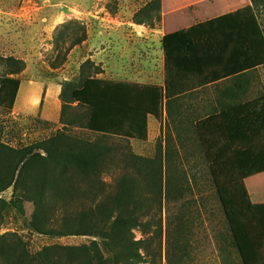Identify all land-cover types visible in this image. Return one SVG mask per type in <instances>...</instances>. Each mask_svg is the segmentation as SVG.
<instances>
[{"label": "trees", "instance_id": "16d2710c", "mask_svg": "<svg viewBox=\"0 0 264 264\" xmlns=\"http://www.w3.org/2000/svg\"><path fill=\"white\" fill-rule=\"evenodd\" d=\"M162 45L164 87L93 77L64 97L63 128L80 124L83 115L72 111L86 109L89 118L84 128L97 135L95 140L59 131L22 149L0 145V228L11 209L27 217L26 205L32 204L28 217L32 232L50 238L94 239L79 247L47 246L33 255L17 233H0V264L145 263V240H137L135 231L143 236L161 232L164 200L182 198L191 187L175 184L170 174L164 182L169 153L141 157L128 142L149 141V119L161 121L165 100L264 67V30L253 5L169 34ZM7 60L20 67L0 79V109L13 111L22 87L17 75L25 70V63ZM217 113L218 119L208 123L218 126L221 156L209 150V126H199L196 133L202 150L201 140L205 145L233 246L242 264H247L244 255L249 258L252 253L244 254L243 249L254 246L253 242L263 249L254 208L242 182L264 173V96ZM225 164L231 173L228 177ZM107 176L113 181L107 182ZM10 190L11 201L2 196Z\"/></svg>", "mask_w": 264, "mask_h": 264}, {"label": "rangeland", "instance_id": "374dc122", "mask_svg": "<svg viewBox=\"0 0 264 264\" xmlns=\"http://www.w3.org/2000/svg\"><path fill=\"white\" fill-rule=\"evenodd\" d=\"M122 2L124 5L125 0ZM248 3L255 7L264 30V0H248ZM120 5L121 0H0V79L20 67L7 59L14 58L25 63V70L17 75L22 87L14 110L0 109V145L22 149L46 141L59 131L83 139L97 138L84 128L89 118L88 110L74 109L72 112L76 115L81 113L83 120L64 129L58 107L45 108L44 102L32 105L43 94L39 84L50 85L44 92L46 99L59 98L63 105L64 97L80 87L87 78L157 83L162 70L161 61L157 54L149 60L145 50L160 49L161 33L154 23L160 17V4H150L133 18V21L150 19L146 23L153 30L145 33L144 38L150 39L151 44L135 40L141 35L133 32L134 27H116L111 15L117 13ZM138 6L140 4L136 3L129 7L136 10ZM136 30L143 32L139 28ZM125 39L128 43L121 44ZM96 51L102 64L92 58ZM114 52L115 55L121 53L119 64L113 60ZM32 82L34 85H31ZM214 93L213 89L201 96L212 98ZM255 95L251 90L247 97ZM184 102L174 103L171 107L163 106L161 121L151 119L148 142H128L133 153L141 157H164L169 153L164 182L170 174L175 184L191 187V191L184 193L182 198L164 200L161 232L151 231L143 236L140 231H135L137 240H145L147 255L142 264H242L217 196V184L212 181L204 142L201 140L202 150L196 133H199V126H209L208 139L205 134L204 137L216 155L221 156V139L216 122L210 126L208 120L212 117L199 122L196 120L202 119L205 112L214 113L225 108L192 110L185 108ZM76 106L74 104L73 108ZM44 112L50 115L49 118ZM1 151L0 148V160ZM223 169L228 177L231 174L228 164ZM106 181L110 183L113 178L107 176ZM2 196L11 201L12 191ZM256 203L259 206L257 200ZM33 209L32 204L26 205L27 217L11 209L6 223L0 228L1 234L17 233L31 254L35 255L47 246L79 247L94 240L82 236L50 238L32 232L28 217ZM155 229L158 230L157 227ZM142 253L145 251L142 250Z\"/></svg>", "mask_w": 264, "mask_h": 264}, {"label": "crops", "instance_id": "0c3cea01", "mask_svg": "<svg viewBox=\"0 0 264 264\" xmlns=\"http://www.w3.org/2000/svg\"><path fill=\"white\" fill-rule=\"evenodd\" d=\"M158 3L160 4V12L159 19H155V27L160 29L161 38L159 41L160 49L152 50L151 48H148L145 50L146 56L149 58H152L155 54H157V57L161 61V67L162 70L160 71L159 78L157 83H150V84H140L139 82H130V83H136L140 85H157L164 87L165 81H166V73H165V55L162 45V40L165 36L169 34H173L182 30H188L194 26H197L199 24H203L205 22H208L210 20L222 17L224 15H228L234 12H237L250 4L248 3V0H125L126 6L122 5L123 2L121 0V5L118 7L117 13L111 15V20L117 25L116 27L118 29L120 28H126V27H134L133 32L140 34L141 37H129L138 41H141L142 43H148L151 44L150 39L146 40L144 38V34L148 33V31L153 30L152 26L149 23H146L148 18L144 19L143 24H136L133 21V18L140 14L142 10L152 4V3ZM139 3L140 6L136 8L129 7L131 4ZM132 9V10H131ZM131 18V19H130ZM152 19V18H151ZM137 28L142 29L143 32H139L136 30ZM128 38V39H129ZM128 43V40L125 39V42H122L121 44ZM124 51V49H121ZM120 50V51H121ZM119 51V50H118ZM99 52L96 51L93 55V60L97 61L98 63H103L102 59H100ZM113 60L116 64H119L120 62V56L121 53L115 52L112 54ZM103 75V72L100 73ZM119 75V74H116ZM250 77H253V79H249ZM99 79H105L109 81H116V82H129L125 80H113V79H106L104 77H96ZM237 80V81H236ZM38 84V83H37ZM31 85H34V82H32ZM42 85L41 92L43 93L41 97L34 100L32 105L42 103L44 102L45 108H52V106L58 107V115L62 113V102L59 98L52 100L49 99V97L46 99L44 96V92L48 90L49 84H39ZM215 90V93L212 98H205L203 95L204 92H207L209 90ZM252 90L254 94H256V97H247V94L250 93L248 90ZM264 91V67H260L251 71H246L244 73H240L238 75H235L233 77H229L227 79H223L221 81H217L215 83H212L206 87L198 88L196 90L190 91L189 93L176 97L175 99L171 100L170 102H167V100L164 101V106L171 107L172 104H176L180 101H185L184 107L189 108L192 110L196 109H207V108H230L236 105H243L245 103L254 101L262 96ZM19 97V96H18ZM18 101V99H17ZM241 101V102H240ZM233 103V104H232ZM17 104V102H16ZM47 111V110H46ZM220 112V111H218ZM45 117L48 116L47 112H44ZM219 113L217 112H205V114L202 117V119H198L196 121L204 120L206 118H214L218 119ZM53 117V116H52ZM151 119H155L154 117H150L149 119V129H150V122ZM156 120V119H155ZM202 122V121H201ZM209 150L212 154H214V148L212 149L209 147ZM226 150L225 154L228 155V149ZM216 152V151H215ZM244 185L248 196L250 198V201L254 208L255 217L258 222V227L261 232V236L263 239L261 250L255 245V242H253L254 246H250L246 249H243L242 252L245 254L252 253V257H249L244 255L245 262L247 264H255L256 262H264V173L255 177H252L244 182H242ZM256 200L259 203V206L256 203ZM253 254H256L258 256H254ZM262 260V261H261Z\"/></svg>", "mask_w": 264, "mask_h": 264}]
</instances>
